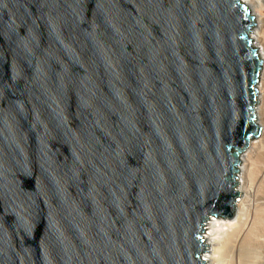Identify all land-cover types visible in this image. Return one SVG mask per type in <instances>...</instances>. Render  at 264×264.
Here are the masks:
<instances>
[{"label":"water","instance_id":"obj_1","mask_svg":"<svg viewBox=\"0 0 264 264\" xmlns=\"http://www.w3.org/2000/svg\"><path fill=\"white\" fill-rule=\"evenodd\" d=\"M253 25L242 0H0V264H203L261 131Z\"/></svg>","mask_w":264,"mask_h":264},{"label":"bare ground","instance_id":"obj_2","mask_svg":"<svg viewBox=\"0 0 264 264\" xmlns=\"http://www.w3.org/2000/svg\"><path fill=\"white\" fill-rule=\"evenodd\" d=\"M242 1L254 18L248 34L264 60V0ZM257 87L253 113L261 131L238 158L235 190L241 196L232 217L213 216L204 223L203 264H264V67Z\"/></svg>","mask_w":264,"mask_h":264},{"label":"rangeland","instance_id":"obj_3","mask_svg":"<svg viewBox=\"0 0 264 264\" xmlns=\"http://www.w3.org/2000/svg\"><path fill=\"white\" fill-rule=\"evenodd\" d=\"M255 138H257V137H255ZM235 188H236V186H235ZM240 196H241V195H239V197H240ZM239 197H236L235 200H236L237 198H239ZM205 231H206V230H205ZM202 252H203V251H201L200 254H201Z\"/></svg>","mask_w":264,"mask_h":264}]
</instances>
